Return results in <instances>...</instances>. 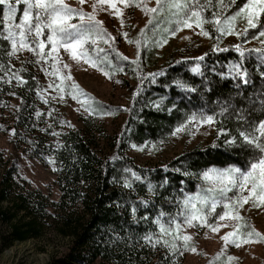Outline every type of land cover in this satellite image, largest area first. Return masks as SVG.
Here are the masks:
<instances>
[{
  "label": "trees",
  "instance_id": "1",
  "mask_svg": "<svg viewBox=\"0 0 264 264\" xmlns=\"http://www.w3.org/2000/svg\"><path fill=\"white\" fill-rule=\"evenodd\" d=\"M222 2L229 4L231 0ZM242 2L236 0L226 13L234 12ZM213 5L214 9L216 5L220 7L216 0ZM4 10L5 6L0 5V31ZM211 12L209 9L206 14ZM259 21L264 24V15ZM158 39L159 35H151L149 55L156 47L153 41ZM234 46L219 47L227 51L208 50L204 61L200 62L203 75L191 71L196 58L181 59L153 70L151 74L155 73V77L146 78L121 130L108 135L103 132L102 137L97 135L102 128L94 125L90 116L76 126L61 122L48 112L40 98L41 82L37 72L27 59L17 65L14 54H10L9 42L0 39V132L6 131L12 142L25 145L39 158H53L59 188L57 199L41 190L24 189L17 181L16 163L0 165V221L9 226L1 236L5 246L40 238L45 231L56 227L59 233L70 237V242L65 257L55 258L49 264H94L98 260L104 264L175 263L177 251H183L175 223L181 221L185 211L191 210L184 205L185 194L203 189L202 196L210 195L207 182L200 175L208 168L247 167L250 157L247 150L239 148V131L248 126L238 118L240 109L245 110L244 116L249 121L264 119L258 103L264 99L259 95L264 86L259 72L264 68L257 69L255 52L249 55L245 51L241 57ZM100 61L106 68L113 67L122 74L130 64V60L121 59V55L114 58L102 55ZM236 62L248 69L251 84L243 85L238 78L227 76L230 65ZM136 63L140 64L139 61L133 64ZM175 80L186 83L188 89L177 87ZM161 97L166 99L161 102ZM253 100L257 101L255 110ZM154 102L160 103V107ZM173 103L175 108H172ZM91 107L101 114L114 113L98 100H92ZM222 109L226 110L222 112ZM191 113L214 116L216 137L212 144L186 150L161 165L139 164L132 157L130 150L134 143L167 139ZM104 137L106 142L101 147ZM226 137H235L237 145H225ZM126 168L131 171L126 172ZM126 181L131 187L126 186ZM211 195L221 199L218 192ZM201 207L197 203V208ZM221 207L218 204L215 211ZM208 211L210 201L203 206V212ZM161 212L165 213L160 217L161 223L173 229L168 234L161 233L159 225L154 223ZM171 218H175V223L169 224ZM145 235L151 240H145Z\"/></svg>",
  "mask_w": 264,
  "mask_h": 264
},
{
  "label": "rangeland",
  "instance_id": "2",
  "mask_svg": "<svg viewBox=\"0 0 264 264\" xmlns=\"http://www.w3.org/2000/svg\"><path fill=\"white\" fill-rule=\"evenodd\" d=\"M116 2L117 7L121 10V17L113 15L115 9L108 4L98 6L94 10L93 4L96 3V0H85L84 4H80L79 0H65V3L74 8H82L85 12L95 11L96 19L102 21L103 28L111 33L112 37H115V40L109 41V43L97 40L95 45L91 43L86 45L87 56L97 61V67H92L85 59L79 61L73 59L71 53L62 47L53 54L57 57L55 61L51 56L46 60L40 59L28 49H21L13 55L14 62L18 61L17 65L27 59L29 66L37 72L41 82L40 98L43 101V107L48 112L53 113L56 119L61 122H69L76 126L82 124L84 117L90 116L94 125L102 128L98 130L99 133L97 132V135L100 136L103 132L108 135L121 130L124 119L130 115L139 91L142 90L146 78L153 70L169 66L181 59L200 57L217 44L220 48L235 44L242 48L264 49V43H262L264 36L259 35L260 31H264V27H261L259 21L260 17L256 21L257 28H248L246 20L238 18L235 21V31L244 33L247 28V36L220 35L211 24H205V28L211 32V36L206 37L198 34L199 29L194 26L192 29L184 28L175 36L168 37V42L163 47H154L149 55L148 45H150L151 35L154 34L152 26L149 25L145 34L141 35V29H144L148 24L149 16L135 5L125 7L119 0ZM146 2L149 7H156V0H146ZM10 3H15V0H10ZM17 7L19 16H16L10 24L19 23L24 5L20 4ZM216 7L215 10L218 13L228 15L218 5ZM205 15L210 16L211 14L205 13ZM121 18L124 20L123 25L120 23ZM72 22L78 23V17L74 18ZM123 33H127V37ZM217 36H219V40H217ZM138 40L140 45L135 43ZM48 47L50 46H46L45 52L48 51ZM94 49H103V51H94ZM121 53L130 60V64L128 63L123 74L113 67L106 68L103 65L104 62L100 61L102 55L108 54L114 58L119 57ZM134 61H139L140 64L134 65ZM65 64L69 67L65 68ZM131 66L133 68L129 70ZM101 68L110 73V78L104 75ZM69 74L71 79H64ZM73 82L79 86L83 93L87 94V98L78 93L79 98L73 99L74 89L71 87ZM57 86L63 88V91H59ZM92 100L102 102L107 108L111 107L114 113L101 114L86 110L87 106H91ZM219 101L220 104H223L222 100ZM197 116L198 119L187 123L186 130L181 131L178 135L170 133L167 139L155 143L150 141L142 144L134 143L133 145L136 147L132 145L130 154L139 164L161 165L186 150L212 144L216 137L215 120L211 124L200 123L199 114ZM105 138H102L104 142H101V147L105 145ZM26 149L25 145L12 142V137L6 131L0 132V165H11L15 162L19 171L17 181L24 189L41 190L52 199H57L59 188L57 166L54 159L51 157L39 158ZM205 181L208 188L216 187V192L219 193L215 180ZM236 194H238V190L227 193L229 197ZM243 195H248L247 190ZM256 195H260L259 191ZM253 199L255 197L250 198L243 207L236 206V211L239 212L242 220L231 217L219 220L218 215L225 211L223 204H219L222 205L221 209L207 217L209 224L223 225L219 227L218 231H213L207 225L202 226L199 221L195 220L192 225H188L184 223L185 216L183 215L178 230L183 251H177L176 261L172 264H264V204L256 207L253 204ZM228 210L231 211V209ZM187 212L185 211V213ZM8 227L7 224L0 221V264H49L55 258L65 257L70 237L59 233L56 227L45 231L40 238L5 246L1 236L2 233L8 231ZM250 231L258 232L260 236H253L251 242H242ZM229 232L236 233L239 247L231 242L225 246L222 237ZM185 235L191 238L187 248L184 247L183 237ZM192 248H195L196 251H192ZM229 257L234 259H229ZM94 264H104V262L98 260Z\"/></svg>",
  "mask_w": 264,
  "mask_h": 264
},
{
  "label": "snow or ice",
  "instance_id": "3",
  "mask_svg": "<svg viewBox=\"0 0 264 264\" xmlns=\"http://www.w3.org/2000/svg\"><path fill=\"white\" fill-rule=\"evenodd\" d=\"M120 3L124 4L125 7L135 5L141 8V10L149 16L148 24L145 25L144 29H141V35H144L149 25L152 26L154 35H159V40H154L153 44L156 47H163L164 44L168 42V37L175 36L177 32L183 30L184 28L199 29L200 35L210 37L211 32L205 28V24H211L215 31L220 35H236V36H247V28L244 33L235 31V21L239 19H245L248 28H257L256 21L262 15H264V0H243L242 4L236 8L234 12L228 15L223 13H218L214 9L213 0H156V7H149L146 0H119ZM80 4H84L85 0H79ZM216 3L220 5L221 8L226 12L228 8L233 7L236 4V0H231L229 4H223L222 0H216ZM23 4L22 15L19 19V23L9 24V21H14L18 11V5ZM108 4L111 8L115 9L113 15L121 17V10L117 7L116 0H96L93 4V9L95 10L98 6ZM0 5L5 6L3 14V30L0 31V39L9 42L12 52L14 54L16 51L21 49H28L35 53L40 59H48L49 56L55 61L57 57L53 55L57 53L59 48H63L65 51L71 53V57L77 61L80 59H85L86 62L90 63L92 67H97V61L92 57L87 56V47L89 43L92 45L96 44L97 40H103L105 43L109 41H114L115 37L111 36L106 29L103 28V22L96 19L95 11L85 12L82 8H74L69 4L65 3V0H15V3H10V0H0ZM212 9L211 15L207 16L205 13ZM79 19L78 23H73L74 18ZM121 25H123L124 20L121 18ZM264 27V24H261ZM6 33V35L4 34ZM127 37V33H123ZM260 36H264V31L259 32ZM187 38V37H186ZM255 38V36H253ZM219 40V36H217ZM132 43L133 41H129ZM140 45V41H135ZM264 43V41H262ZM46 46L48 51L45 52ZM235 50L240 54L241 57L244 56V52L247 51L249 55L255 52L257 54V69L264 68V49H246L242 50L239 45L234 46ZM213 51H227V49H220L218 44L213 45ZM94 51L102 52L103 49ZM121 55V59H128L126 56ZM204 55L197 57V63L191 68L192 73L203 75L201 72V63L204 61ZM135 63V61H134ZM65 68L69 65L65 64ZM104 71L103 68L100 69ZM123 71V69H120ZM215 71V69H213ZM104 75L110 78V73L104 71ZM155 77V73L150 74ZM222 77L225 73H218ZM259 75L264 78V71H260ZM227 76L233 79L238 78L243 85H249L252 83L251 74L248 69L244 67L242 63L236 62L230 65ZM22 81V78H19ZM64 79H71L70 74ZM23 82V81H22ZM154 82V81H152ZM143 83V81H141ZM177 87L181 89H188V85L180 80L173 81ZM239 86V85H238ZM59 91H63V88L57 86ZM74 89L72 93L73 99H78L77 95L82 94L87 98V94L83 93L75 82L71 85ZM195 91V89H190ZM257 95V94H253ZM259 95L264 96V86ZM94 99V98H93ZM166 99L161 97V102ZM251 99V98H250ZM155 103V102H154ZM257 101L253 100V110H255V104ZM260 105L261 114L264 115V99L258 101ZM157 108L160 107V103H155ZM176 105L173 103L172 108ZM86 110L90 112H95L97 109L92 108L90 105L86 107ZM226 109H222V112ZM171 111V109H169ZM239 119L245 121L247 128L243 131H239L240 143L239 148L247 150V154L250 157L247 167H236L228 166L224 168L211 167L204 170L200 175L204 180H215L219 188L220 200L216 199L212 193H216L217 188L212 187L207 189L209 196H202L201 189L200 192L185 194L184 205L186 208H190L191 211L183 213L185 216L184 223L192 225L193 221H199L201 225H207L212 228L213 231H218L219 227L223 225H215L208 223L207 217L215 212L218 204H223L225 211L218 215L219 220H224L225 217H231L236 220H242L243 218L236 211V206L243 207L245 203L249 201L250 198L253 199V204L259 207L264 204V119H259L255 121H249L244 116V109L239 110ZM107 114V113H104ZM198 116L196 113H191L184 123L179 124L172 135H178L181 131L186 130V124L191 121H196ZM213 115L205 116L203 113L199 115L200 123L211 124L214 122ZM221 132L224 130L221 129ZM225 145L235 146L237 145V139L235 137L229 139L225 138ZM133 147H136L133 145ZM115 159V157H113ZM126 172L131 171V169H125ZM179 171V170H177ZM185 175L189 173L185 172ZM137 180L140 177L132 172ZM165 183L167 181L165 180ZM126 186L131 187V184L126 181ZM163 185H161L162 187ZM250 186V187H249ZM151 187V185H149ZM238 190V194L233 197L227 195L228 192ZM247 190L248 195H243ZM259 191L260 195H256ZM210 201V211L207 213L203 212V206L208 205ZM197 203L201 204V208H197ZM228 209H231L229 211ZM135 212V208L132 210ZM165 213L161 212L158 214L154 223L159 225L160 232L163 234H168L173 229L166 228L160 221V217L164 216ZM147 219V217H145ZM175 223V218L169 220V224ZM239 227V226H237ZM180 224L175 223V230H179ZM253 236L259 237L260 233L250 231L247 236L243 238L242 242H251ZM231 238V239H230ZM145 240H151L149 235L144 236ZM191 238L188 235L183 237L185 241L184 247L187 248L188 241ZM225 241V246L229 242L239 247L240 244L237 242L236 233L229 232L222 237ZM160 242L159 239L156 241ZM167 245V241H164ZM196 251L195 248L191 249ZM229 259H234L229 257Z\"/></svg>",
  "mask_w": 264,
  "mask_h": 264
}]
</instances>
